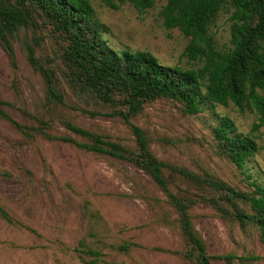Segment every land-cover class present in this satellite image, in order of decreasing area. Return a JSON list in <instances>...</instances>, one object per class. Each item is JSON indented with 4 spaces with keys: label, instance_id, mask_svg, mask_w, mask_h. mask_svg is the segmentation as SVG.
I'll list each match as a JSON object with an SVG mask.
<instances>
[{
    "label": "rangeland",
    "instance_id": "1",
    "mask_svg": "<svg viewBox=\"0 0 264 264\" xmlns=\"http://www.w3.org/2000/svg\"><path fill=\"white\" fill-rule=\"evenodd\" d=\"M90 1L114 50L147 52L166 66H191L183 56L190 39L163 27L160 11L167 0H155V7L142 14L129 4L113 10L101 0ZM232 12V7L224 8L210 30L221 51L232 47ZM10 40L13 56L0 43V101L9 104L7 113L23 129L0 117V206L15 222L0 216V264H93V258L76 252L84 246L104 254L95 264H195L180 254L188 245L179 214L149 175L128 162L50 138L88 142L65 126L68 120L126 148L136 147L130 126L109 116L110 107L78 97L69 87L62 61L64 37L42 26L21 29ZM28 45L53 71L64 105L49 97L45 78L29 62ZM226 119L234 134H253L261 148L244 171L221 155L215 139V128ZM131 121L145 131L153 153L168 165L243 191H251L254 180L264 186V127L252 133L258 121L254 113L241 114L233 105H206L201 114L188 116L177 103L158 100ZM165 175L177 195L202 192L172 177L168 169ZM190 215L210 255L232 256L233 264H264V245L254 226L225 220L205 202L195 203ZM123 244L136 247L123 253L117 248Z\"/></svg>",
    "mask_w": 264,
    "mask_h": 264
},
{
    "label": "trees",
    "instance_id": "2",
    "mask_svg": "<svg viewBox=\"0 0 264 264\" xmlns=\"http://www.w3.org/2000/svg\"><path fill=\"white\" fill-rule=\"evenodd\" d=\"M113 10L129 4L139 13L155 7V0H101ZM232 7L231 45L218 50L210 30L220 12ZM163 27L178 30L190 39L183 56L191 66H166L147 52L116 51L105 38L107 29L97 18L90 0H0V43L10 56L14 55L11 38L21 29L38 30L49 27L65 39L62 47L64 73L69 87L78 97H90L110 107L111 117H119L131 128L135 149L104 139L71 121L65 126L73 133L87 138L81 143L67 136L52 140L71 143L88 152L112 157L134 165L156 183L179 214V221L188 249L180 252L195 264H214L215 260L233 264L232 256H213L195 230L190 210L195 203L205 202L225 219L241 226L257 228L264 245V186L256 180L251 191H243L211 176H200L184 167L168 165L153 153L145 131L132 123L146 105L158 100L177 103L184 115L196 116L204 106L229 107L241 114L251 112L258 121L252 133L264 127V0H167L160 11ZM31 66L39 71L48 86L52 101L65 104L52 70L36 57L35 47L27 46ZM8 103L0 101V117L17 129L23 127L6 111ZM85 112V111H84ZM96 116L95 113H89ZM46 125L42 119H37ZM231 122L223 120L215 128V139L221 155L244 171L248 161L260 150L256 137L234 134ZM178 176L200 188L194 197L171 191L170 179ZM251 179V176H248ZM208 194V195H207ZM211 195V196H209ZM0 216L9 224L13 218L0 206ZM135 244H123L118 250L127 253ZM101 262L104 254L84 246L76 251Z\"/></svg>",
    "mask_w": 264,
    "mask_h": 264
}]
</instances>
